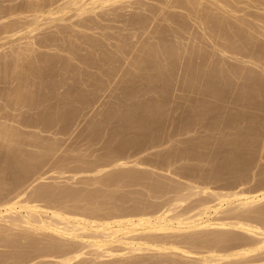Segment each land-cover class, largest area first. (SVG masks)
<instances>
[{"label": "bare ground", "instance_id": "obj_1", "mask_svg": "<svg viewBox=\"0 0 264 264\" xmlns=\"http://www.w3.org/2000/svg\"><path fill=\"white\" fill-rule=\"evenodd\" d=\"M16 1L9 4L10 11L6 9L7 3L6 8L4 7V10L9 11L12 17L7 14L9 18H6L4 10L1 11L3 15L0 13L3 16V20L2 16L0 17V52L4 47L0 53V96L4 94L7 97L12 93L11 97L14 95L16 97L13 100L8 96L11 101H7L6 98L7 102L5 99V103L0 102L2 103L0 116H3L0 120L4 118L0 123V137L10 136L14 121L24 126L43 127L57 121L71 119L80 110L77 109V104L80 108L81 105L86 104L89 97L83 84L74 82L85 81V76L87 80L89 76L94 79L92 75L94 72L98 74L97 71L101 72L100 76L102 74L108 78V76L120 74V71L131 75L139 70L137 72L140 74L137 75L140 76H138L140 82L136 84L141 83L148 89L155 82L157 84L155 83L154 86L158 85L163 89L172 77L182 75L178 78H183L185 87L192 91L194 88L198 90L201 88L209 95L224 97L225 101L228 96L233 99V92L232 96L231 94H227L226 98L224 96L230 87L229 91L237 86L240 87L238 83L235 86L237 81L235 79L234 82L233 79L237 78L239 82V78L244 77L248 88L240 89L244 91L237 93L244 94V97L261 95L263 99L258 96L257 100L264 101V77H262L264 75L262 74L264 72V14H256L262 10L264 13V7L260 6V8L257 3L258 7L255 6L257 12L253 8V13L251 9L248 12L245 11V5L241 4H249L246 2L248 0ZM252 1L263 3L264 0ZM131 9L134 10L131 11ZM23 11L25 13L21 15ZM189 19H197L196 27L199 30L195 28L201 33L194 29V36L191 32L189 34L188 31L192 29L193 32L194 28L190 25L191 23L189 24ZM106 20H115L119 24L110 27L102 22ZM74 25L79 26L80 29L76 30L77 27L74 29ZM107 29L111 30L107 32ZM95 30L104 39L100 36L95 37L96 34L94 37L89 35L92 32L97 33ZM186 34H189L190 38ZM89 45L92 50H89L90 48L89 51L83 50ZM206 47H210L212 51L201 52V49H207ZM45 48L50 50V52L46 51L49 53L46 56L43 55L44 52L39 53ZM36 51H39L40 57L42 55L44 57H38ZM214 53L218 55V59L213 58L216 57ZM9 56L16 58L12 62L10 60L12 57ZM8 57L10 63L7 62ZM225 57L231 58L230 61L233 58L236 62L229 61V63ZM69 59H75L74 62L78 63L74 65ZM39 60L45 62L46 68L38 65ZM35 63L39 66L38 69ZM247 63L256 65L261 71L257 69L255 70L258 72L255 71V66L253 71L246 65ZM86 67H91L94 71L88 70V73L82 76L84 79H79L81 78L79 76L84 73L82 70L89 69ZM39 68L44 71L42 72ZM61 73L66 76L62 78L64 81L61 79ZM59 75L61 76L58 77ZM6 78L10 79L6 80ZM67 78H73L70 80L73 84H66ZM129 78L132 80V77ZM95 83L93 90L99 91ZM65 84L68 85L66 88ZM138 86L126 84L125 87H128V91L133 88L130 91L131 94L132 92L135 94ZM101 88L103 90V87ZM206 92L203 93L206 94ZM237 93H234V100ZM259 97L261 99H258ZM2 98L1 96L0 99ZM52 98H56L53 99L55 102L65 101L63 99L66 98L68 101L66 100L64 105L62 103L58 105L60 103L58 101V106L55 104L56 106L53 107L52 103L50 108L47 106L46 109L42 107L40 110H31L32 113L29 115L25 112L23 115L20 109L21 115L18 114L20 107H17V104H21L20 106L26 104L36 109L38 105ZM236 99L239 103L238 100L245 98ZM53 100L50 101L54 102ZM223 100L221 101L224 102ZM251 101L246 103L249 104ZM149 102L148 100V102L143 101L134 105L131 103L128 107L121 104L125 107L123 109L121 106L122 110L118 109L119 107L116 109L112 104L106 114L119 119L127 117L128 125L133 124L138 129H144L149 135L147 130L151 131L154 118L161 112V106L158 103L155 105V102L153 104ZM256 102L253 101V103ZM263 103L259 104L260 109ZM209 104L201 105L203 111L211 110L212 106L218 105L216 103L209 106ZM14 106L16 111L12 110ZM23 106L21 108L24 109ZM135 107L141 109L137 112L138 114L135 112ZM196 110L199 111V109ZM196 110L194 111L197 114ZM13 111L15 114L18 112L17 115H13ZM212 111L215 110L212 109ZM234 114L237 119V114L233 113L229 114L230 120ZM5 118H8V121ZM227 119H224V123ZM220 121L223 122L221 119ZM229 121L227 123H230ZM250 123L253 125L252 122ZM224 125L228 127L227 124ZM16 129L14 128L13 131L19 135L20 130ZM16 135L15 137L18 136ZM230 136H225L227 139L229 137L228 140L221 137L217 141L219 146L226 141L230 142L229 156L232 158L231 161L235 159L239 165L237 169L231 171V174H228L229 178H232L228 179L232 180L230 183L232 187L234 186L232 189L211 188L209 185H199L190 179L185 182L175 181L173 175L170 176V171H168L169 176H155L153 170L137 171L130 167H144L141 161L128 160L121 155L113 154L97 165L94 163V166L82 167L84 163L82 162V165L78 163L81 165L77 167L78 170L91 173L80 178L84 182L98 184L100 187L83 189L58 183H46L42 182L46 176L38 173L37 169L29 171L28 169L33 167L28 168V166L33 164L34 167L42 168V160L45 161L51 154L53 144L43 145L34 134L31 141L30 138L27 141L32 145L41 143L44 148L30 153L31 155L28 153L27 156L23 154L24 150L21 151L22 143H26L25 137L21 135V138L15 140L13 136V141L6 142L8 148L15 146L11 154L0 151V247L5 248L3 251L0 250V264H264V189L252 191L240 185L246 179L240 171V167L247 162L242 155L245 145L242 144L244 147L241 148V141L245 139L242 140L239 137L241 139L239 141L238 136L236 138L233 136L231 140L239 141L235 142L230 141ZM128 141L135 143L136 138ZM6 143H1L0 149L3 146L4 150L8 151L5 149ZM250 145L248 147H252ZM192 149L186 151L187 156L191 154ZM235 160H233L234 163H236ZM60 161L63 164L64 159ZM72 170L73 172L67 175V180L77 176V169ZM60 171L54 170L49 173L60 174L65 170ZM229 181L226 183L229 184ZM108 185L113 186L111 188ZM121 185L128 187L140 185V190L119 191Z\"/></svg>", "mask_w": 264, "mask_h": 264}, {"label": "rangeland", "instance_id": "obj_2", "mask_svg": "<svg viewBox=\"0 0 264 264\" xmlns=\"http://www.w3.org/2000/svg\"><path fill=\"white\" fill-rule=\"evenodd\" d=\"M12 1L0 0V3H1L0 8H2V9H0L1 14L3 13L1 11L4 10V7L6 8V5H5L6 3L8 5L6 9L10 11V8L8 9V7H10L9 4L17 2L16 0H15L16 2H14V0H12ZM43 1H45V0H43ZM39 2H40V0H39ZM246 2H248L249 4H247V3H244V4L241 3V4L245 5V11L247 10V12L251 9V11L254 13L253 8H254V10L256 9V12H257L256 7H258V6L264 7V1H263V3H260L257 1L255 2L252 0L251 1L248 0ZM251 2L252 3L254 2V3L252 4ZM256 3L258 6L256 5ZM54 4H56V3H54ZM259 4H261V5H259ZM238 5H240V3ZM252 5H254V7ZM247 8H249V9H247ZM6 9L4 10L5 17L7 14H9V11H7ZM133 10L131 9V11H133ZM24 13L25 12L23 11V13L22 14L20 13V14L23 15ZM28 13H30V12H28ZM258 13L264 14L263 10L258 11L256 14H258ZM17 14H19V13L17 12ZM2 15H0V17ZM9 15H7L6 18H9L8 17ZM127 15H129V14H127ZM13 16H15V15H13ZM5 17H4V19H5ZM244 17L248 18L247 16H244ZM2 20H3V16H2ZM195 20L197 21V19H194V20L189 19L188 20L189 24L191 23L190 25L192 26V28L194 27L193 32H192V29H190L188 31L189 34L192 33L193 36H194V29H195V31H197V29H198V27H196L197 25H196ZM0 21H1V19H0ZM102 22L106 23L110 27L119 24L115 20H109V21L106 20V21H102ZM66 23H65V25H66ZM76 27H77V25H74L73 28L75 29ZM78 27L76 30L80 29ZM97 30H95V31L97 32ZM107 30L106 31L109 32V30H111V29H107ZM188 32H185V33H188ZM197 32H200V31H197ZM92 33H94V34H92ZM92 33L89 35L90 36L93 35V37H94V35L96 34L97 36L95 35V37H97V38H99V36L103 37L99 34V32H97V33L92 32ZM146 33H148V31ZM197 34H199V33H197ZM188 35L186 34L187 37H188ZM195 35H196V33H195ZM188 38H190V35ZM101 39H98V40L101 41ZM103 39H104V37H103ZM102 41L105 42L104 40H102ZM4 46H7V45H4ZM211 47H213V46H211ZM2 48H4V47H2ZM2 48H1L0 53H2ZM206 48L207 49H204V50L201 49V52H205V53L207 52L208 53V51H210V50L212 51V49L210 47H206ZM208 48H210V49H208ZM85 49L87 51L92 50L90 45H89V47L86 46L85 48H83V50H85ZM73 50H75V49H73ZM76 50L81 51L82 49L81 50L76 49ZM46 51L50 52L49 49L46 50V48H45V49H41L40 52L36 51V54L38 57H40L39 53L44 52V54L43 53L42 54L46 56L47 54H49ZM3 53H4V51H3ZM186 55H189V54L186 53ZM215 55H216V57H213V56L212 57L215 59H218L219 58L218 55L216 53H214V56ZM42 56L40 58L44 57V56L43 57ZM9 57H12V56H9ZM9 57L7 59V62L10 63ZM15 58L12 57V58H10V60L12 61ZM226 58L227 57H225V60L228 62L231 59V58H229V59L228 58L226 59ZM215 59H213V60L217 61ZM69 60L74 65H76L78 63L77 61L74 62L75 59H69ZM234 60L235 59L232 58V61H230V62L235 63L236 60L235 61ZM38 62L39 63L41 62L40 64L38 63L39 66L41 65L42 67L46 68L45 62L40 61V60ZM35 64L37 65V63H35ZM38 65L36 66L37 69L39 67ZM246 65L249 66L252 70H253V66H255L254 70L257 69L259 72L261 71L256 65H251V64L249 65L248 63ZM181 67H183V66H181ZM86 68H89V69H87V70L83 69L82 72L84 71V73H83V75L81 74V76H79V77H81L79 79H82V78L84 79V77H82V76H84V74H87L88 70L90 71V69H91V67H86ZM40 69L42 72L44 71V69L39 68V70ZM257 70H255V71H257ZM93 71H94V69L90 72H93ZM137 71H139V70H136L135 71L136 73H133L131 75L126 74L125 71H122V73L120 71V74L117 73L113 77L108 76V78L101 74V76H103L102 79L100 76L101 72L99 73V71H97L98 74L94 72V74L92 75V77L94 76V79H96V80L99 79L97 82H96V80L92 79L91 76H89L88 80H87V76H85L86 77L85 81L81 80V82H79L78 80H76V82H74V83L78 82V83H81V85L83 84L82 86L87 89V91H88L87 95H89V97L87 98L86 104L84 103L83 105L80 106V108H78V104H77V109L78 110L80 109V110L77 111L75 113V115H73V117H71V119L68 118V121L67 120H61V121H57L56 123H53V124H47V126L44 125L43 127L42 126L40 127V125L39 126H33V125L24 126L22 124H18L17 121H14L15 124H13L14 126L12 127L11 119L8 116V118L10 119L9 121L11 123V127H12L11 129L14 130V128L15 129L18 128L20 130V132H19L20 136L18 134L17 135L20 138H21V135L25 137L24 140L26 141V143L25 144L22 143L23 145L21 144L22 145L21 151L24 150V151H22L23 154H27V156H28L30 153H35V152L43 150V148H44L43 145H49L51 143L53 144L52 150L50 152L51 154L47 156V158L49 160L46 158V160H48V161L42 160L43 165H42V163L39 164L40 166L42 165V168L36 167V166L34 167L33 164L32 165L29 164L28 168L30 166L33 168H31V169L29 168L28 170L32 171V169H35V170L37 169L36 171L38 173H42L43 176H46V178L42 182L58 183V184H62V185H68V186H71L74 188L92 189V188L100 187V185L94 184V183L89 184L87 182H84L83 179L80 177L88 175L90 173V171L89 172L87 171L88 172L87 173L86 170H83V171L81 170L82 171L81 172L80 170H78L79 168H77V167H79V166L81 167V165L83 163L84 164L82 167L94 166V163H95V165H97V163L108 159L109 157H111V154H113V155H121L124 159L139 160V162L141 161L142 165L144 167H142V166H141L142 168H140V166L138 168L137 167H130V168H133L134 170H137V171L153 170L155 176H157V175L158 176L159 175L169 176L170 173L168 171H170L171 172L170 176L173 175V179L175 181L185 182V181H188L190 179L192 182H195V183L197 182L199 185H209L211 188L213 187V188H218V189H221V188L222 189H232V188H234V186L232 187L230 185V183H232V180L229 181L231 177L229 178L228 174H231V171L233 169H237L239 167V165L235 159H233V160H235L236 163H234L233 160L231 161L232 158H230V156H229L231 153L230 142L226 141L221 146H219L220 144L218 142L221 137L226 138L228 135L229 136L232 135V136H230V141H235V139L234 140H231V139H233L234 137L236 138V136H238L237 138H239V137L242 138V140L245 139V141L244 140L241 141L240 138L238 139L239 141H241V145L242 144L245 145V147L242 145L241 148L243 149V147H244V149L242 150L244 153L242 155L245 156L244 157V158H246L245 161H247V162H245L244 166L240 167V169H241L240 171L243 172L242 174L245 175V177H246L245 181L243 180L244 182L240 185L241 186L243 185L242 187L244 189L248 188L252 191H256V190L259 191V189L260 190L264 189V186H262L264 184V107H263L264 103H263V106L261 104V109L259 106V104L264 102V101L259 100V102H258L257 97L258 96L262 97L261 95L257 96V94L256 95L254 94L252 96L246 95L244 97V94L242 95L240 93H237V92L244 91V90L241 91L240 89L247 90V88H248V83L244 77L239 78V82H238L237 78L233 79L234 82H235V79L237 81L235 83L236 85L235 84L234 85L237 86V83H238V85H240V87L237 86L238 87L237 88L233 85L232 87L233 88L235 87V88L231 89L229 91V89L231 88L230 87L231 85H230L229 86L230 88L228 87L229 89L226 91V94L224 96L226 98L227 94L230 95L233 92V97H232L233 99H231V97H229L227 95L229 98L227 97L226 101H225V100H223L224 97L221 98V97L216 96L215 94L209 95L208 92L201 89L200 86H199V88L201 90L200 89L198 90V88H196L197 89L196 90L194 88L193 91H192V89L190 90L188 87H185L183 78H181V77L178 78L179 76H182V75L175 76V78L177 77L176 79L172 77L167 82V84L165 85V87L168 85L166 88L164 87L165 89L160 88V86L158 87V85L154 86L156 82L151 87L152 89L150 87H149L150 89H148V87H143V85L141 83L136 84L139 81V77H140L139 75H137L138 73L140 74V72H137ZM66 73H68V72H66ZM63 74L64 73H61L62 76H63ZM262 74H264V72ZM61 75H59L58 77H60ZM67 75H69V74H67ZM62 76H61V79L66 78L65 75H64L65 77L64 76L62 77ZM95 76H97V77H95ZM135 76L136 77L139 76V77L136 78ZM0 77H1V75H0ZM129 77H132V80ZM262 77H264V75H262ZM121 78H122V81H121ZM135 78H136V80H135ZM8 79H10V78H8ZM8 79L6 78V80H8ZM71 79L73 80V78H71ZM71 79L67 78L68 81L66 82V84L70 83ZM33 80H36V79L33 78ZM116 80H117V82H116ZM128 80H130V81H128ZM87 81H88V83L86 84ZM114 81H115V83H114ZM71 82H73V81H71ZM127 82H129V83H127ZM241 82L242 83L244 82V83L241 84ZM94 83L96 84L95 86L97 87V90H99V91L95 90L96 91L95 92L93 90ZM99 83H100V85H99ZM119 83H120V86H119ZM66 84H65V88L68 86V85L66 86ZM71 84H73V83H70L69 85H71ZM126 84L127 85H134L135 84L136 86H138L139 84L140 85L138 86V88L136 87L137 89L135 88L137 90V91L134 90V91H136L135 94H133V92L131 94V91L133 90V88H132V90L130 89L131 91L130 90L128 91L127 90L128 87H125ZM231 84H232V82H231ZM244 85H245V87H244ZM101 87H103V90ZM118 87H120V89ZM89 88H91V89H89ZM186 88H188V89H186ZM236 88H237V91H236ZM125 90H127L126 93H125ZM195 90L197 91V93ZM202 90H203V92H206L207 95L205 93L201 92ZM90 91H92V92H90ZM228 91H229V93H228ZM234 93H237V94H235V97L237 95L236 98H238V99H240V97H241V99L245 98L244 99L245 101L244 100H238L239 103H237V99L235 98V100H234ZM10 94L13 96L12 93H10ZM10 94H8L9 98H13V100H15V98H16L15 95H14V97H11ZM128 94L130 95V97H128L129 96ZM238 94H239V96H238ZM123 95H126V96H123ZM1 96L3 98L0 99V102L5 103L6 98H7V101H11V99L10 100L8 99V96L5 97L6 95L4 96V94ZM230 96H232V94ZM253 96L256 98H254ZM125 97L126 98L128 97V98L126 99ZM260 97L258 99H261ZM216 98H219V99L216 100ZM249 98H250V100H249ZM4 99H5V101H4ZM53 99L55 100L56 98L49 99L48 101L50 104L48 103V101H45L46 103L45 102L41 103L40 105H38V107L36 109H34L35 107L30 108L26 104H23V105H25V107L22 105L24 107V109H23V108H21L22 106H20L21 104L20 105L17 104L16 106L20 107L19 109L18 108L17 109L22 110V112L20 110L19 113L18 112L17 113L20 114V112H21L23 115H25L23 113V112H25V113H27V115H29L32 113L31 110H33V111H35L37 109L40 110V109H42V107H44L46 109L47 106H48V108H50V105H52V103H53L52 106L54 107L57 105L58 101L60 102L58 105H61V103L62 104L65 103L66 100L68 101L67 98L63 99L65 101L57 100V102H55ZM129 99H131L132 101L130 102ZM262 99H263V97H262ZM50 100L51 101L53 100L54 102H51ZM148 100L150 101L149 103H151V104H153L155 102V105H156V103H158V105L161 106L160 114L156 115V116H158V117H156L157 120H156V118H154L155 121L153 120V122H152L153 123L152 128L154 127L153 130L151 127H150L151 131H149L150 129L147 130L150 133L149 135H147V132L144 131V129H141V128L138 129V127L137 126L135 127V125L133 126V124L132 125L129 124L130 125L129 126L128 125L129 121L127 120V117H124L126 120L124 118L119 119V117H116L117 118L116 119L115 117H111V116H108L106 114L107 110L110 107H112L111 106L112 104L116 109H117V107H119L118 109L122 110L121 104L127 105L125 107H128V106H131V103H132V105H134V104H139L143 101L148 102ZM221 100H223L224 102H222ZM113 101H115V102H113ZM126 101H127V103H126ZM128 101H129V105H128ZM230 101H234L236 104H234V102H230ZM242 101L245 105L244 104L242 105ZM249 101H251L252 104L251 103L247 104ZM253 101H255V102L257 101V102L253 103ZM203 103L206 105H208V103L213 104V105L217 103L218 105H217V107H216V105H214L215 107L212 106V109L215 110L214 112L213 111L211 112L212 109L203 111V107H202L204 105ZM0 104H2V103H0ZM210 104H209V106H210ZM124 105L122 106L123 109L125 108ZM206 105H204V106H206ZM251 105H253V106H251ZM16 106H14V109H12V108L11 109L15 110ZM82 106L85 109L81 108ZM198 106H199V108H198ZM193 107H194V109H193ZM200 107H202V109ZM195 108L199 109V111L201 110V114H199V111L196 110ZM134 109H136V111H135L136 114H138L137 112L141 111L140 107H135ZM257 109H259V110H257ZM194 110L197 111V114ZM11 113H12V111H11ZM17 113L15 114V112H14L13 115H17ZM233 113L237 114V119L235 118L236 115L234 114V115H232V118L230 120L229 116ZM244 114H245V117H244ZM247 114H249V115H247ZM219 115H220V117H219ZM233 116H234V119H233ZM1 117H3V116H0V118ZM215 117L219 118L218 119L219 122H217L218 120ZM222 117H223V119H222ZM227 117H229V119H227ZM8 118H5V119H7V121H8ZM225 118L227 120L224 123ZM2 119L4 120V118H2ZM2 119L0 120V123L3 121ZM121 119H123V120H121ZM220 119L223 120V122L220 121ZM232 119H233V121H232ZM243 119L245 121L244 122L245 127H244ZM248 119L250 122H252L253 125H251V123L248 121ZM253 119H255L258 124ZM234 120H235V122H234ZM125 121H127V122H125ZM228 121L230 123L231 122L232 123L231 124L227 123ZM247 121H248L249 125L247 124ZM3 123H6V122H3ZM209 123H211V125ZM222 123L227 124L228 127H226V125L223 126ZM215 124L217 126H215ZM17 125H18V127H16ZM19 125H22V126H19ZM126 125H128V126H126ZM218 126H219V128H218ZM222 126L226 127V128H223ZM120 127H122V128H120ZM11 129H9V130H11ZM112 129H115V130H112ZM220 129H221V132H220ZM13 130L11 131L10 136L6 137L8 139L0 137V146H1V143L4 144V143L8 142L7 140L13 141V138L16 135L15 131H13ZM241 131L242 132L244 131L246 134L244 132L242 133ZM8 132L10 133V131H8ZM21 132H22V134H21ZM240 132L245 136L243 137V135ZM29 133H30V135H29ZM239 133L241 134L242 137L240 136ZM34 134H36V137L39 138V140L42 142L43 145L40 143L41 146L39 144H38L39 146L36 144H35L36 145L35 146V145H32L31 143H29L27 141L29 138L31 141V137H33ZM222 134L223 135L226 134L225 135L226 137L223 136ZM18 136L15 137L14 139L15 140L19 139ZM130 137L134 138V139L136 138V142L130 143L128 141L131 139ZM1 138H2V140H1ZM4 139H6L5 142H4ZM126 139H128V140H126ZM228 139H229V137H228ZM247 139H248V141H247ZM238 140H236L235 142H237ZM124 141H126L127 143H125ZM250 141H252V142H250ZM247 142H249L251 145ZM192 143H193V145H191ZM245 143L247 144V147H246ZM6 145H7V143H6ZM6 145H5V147H6L5 149H8V151L4 150V147L2 146L3 148L1 147V149H0V151L2 150L1 153L7 152V153L11 154V152H12L11 150H14L13 147L15 148V146H9V148H8V145L7 146ZM249 145L252 147H248ZM191 146L193 149L191 148ZM228 146H230L229 147L230 149L228 148ZM188 149H192L191 150L192 152H191V154H189L187 156L186 151H188ZM251 149H253V150H251ZM244 150H246V151H244ZM182 151H183V153L184 152L185 153L183 154ZM226 154H228V156ZM5 155H8V154L5 153ZM227 157H229V158H227ZM26 159H29V158L26 157ZM61 159H64L63 164L60 161ZM77 159H80V160H77ZM227 159H228V161H231V162H228ZM78 163L81 165H79ZM76 165H78V166H76ZM63 167H65V168H63ZM150 167H153V168H150ZM189 167H190V170H189ZM242 167H244V168H242ZM39 168H40V170H38ZM60 168H61V171L62 170H65V171H63L60 174L59 173H55V174L49 173L50 171L52 172L54 170H57L59 172ZM72 169H77L76 170V175H77L76 177H78V178L74 177V178H69L67 180L66 179L67 175L69 176L73 172ZM119 169L120 168H116L115 170H119ZM36 171H34V172H36ZM188 171H189V173H188ZM74 172H75V170H74ZM216 172H217V174H216ZM57 174L59 176H56ZM51 175H53V176H51ZM60 175H61V177H60ZM201 175H203V176H201ZM205 175H207V176H205ZM226 181H229V184H228V182L226 183ZM225 183L228 186H226ZM238 185H239V183H238ZM108 186L110 187L111 185H108ZM108 186H106V187L109 188ZM112 186H111V188H112ZM122 186L124 188L121 189ZM133 186L134 185H129V187L126 185H121L119 191L122 190V191H126V192L128 191L129 192V191L134 190L133 192H135V189L140 190V188H139L140 185H137L134 187ZM141 190H143L142 187H141ZM101 212H103V211H101ZM4 249L5 248L0 247V250L3 251Z\"/></svg>", "mask_w": 264, "mask_h": 264}]
</instances>
